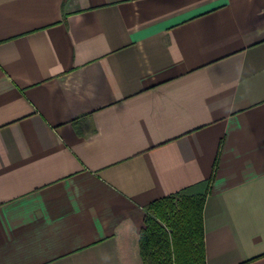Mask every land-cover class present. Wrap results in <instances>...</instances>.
<instances>
[{
  "label": "crops",
  "instance_id": "obj_1",
  "mask_svg": "<svg viewBox=\"0 0 264 264\" xmlns=\"http://www.w3.org/2000/svg\"><path fill=\"white\" fill-rule=\"evenodd\" d=\"M200 182L206 264H264V0H0V264H144Z\"/></svg>",
  "mask_w": 264,
  "mask_h": 264
},
{
  "label": "trees",
  "instance_id": "obj_2",
  "mask_svg": "<svg viewBox=\"0 0 264 264\" xmlns=\"http://www.w3.org/2000/svg\"><path fill=\"white\" fill-rule=\"evenodd\" d=\"M208 182L162 196L146 205L139 238L144 264H206L204 204Z\"/></svg>",
  "mask_w": 264,
  "mask_h": 264
}]
</instances>
